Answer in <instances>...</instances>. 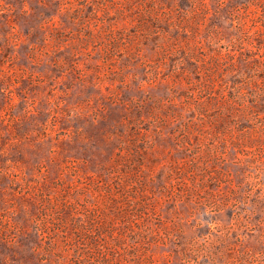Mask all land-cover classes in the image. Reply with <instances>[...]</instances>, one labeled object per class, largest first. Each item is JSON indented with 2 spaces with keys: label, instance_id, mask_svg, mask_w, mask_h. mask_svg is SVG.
<instances>
[{
  "label": "rangeland",
  "instance_id": "1",
  "mask_svg": "<svg viewBox=\"0 0 264 264\" xmlns=\"http://www.w3.org/2000/svg\"><path fill=\"white\" fill-rule=\"evenodd\" d=\"M0 264H264V0H0Z\"/></svg>",
  "mask_w": 264,
  "mask_h": 264
}]
</instances>
